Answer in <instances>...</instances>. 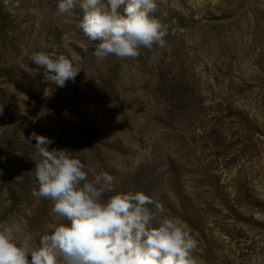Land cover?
<instances>
[{"label": "rangeland", "instance_id": "rangeland-1", "mask_svg": "<svg viewBox=\"0 0 264 264\" xmlns=\"http://www.w3.org/2000/svg\"><path fill=\"white\" fill-rule=\"evenodd\" d=\"M155 15L166 48L97 62L56 0H0V221L23 216L32 243L64 222L32 195L35 132L109 173L103 199L160 203L198 264H264V0H159ZM53 48L81 69L63 88L29 59Z\"/></svg>", "mask_w": 264, "mask_h": 264}, {"label": "clouds", "instance_id": "clouds-1", "mask_svg": "<svg viewBox=\"0 0 264 264\" xmlns=\"http://www.w3.org/2000/svg\"><path fill=\"white\" fill-rule=\"evenodd\" d=\"M158 2L56 0V14L76 19V29L95 44L91 54L97 62L122 60L137 57L141 48H166L168 25L155 15ZM29 59L57 88L81 71L56 48ZM27 141H35L38 157L32 195L50 201L64 222L32 243L23 216L0 221V264H198L196 240L178 218L163 215L160 203L139 191L103 199L113 182L109 173H94L67 149H49L53 141L35 132ZM157 215L161 219L154 224Z\"/></svg>", "mask_w": 264, "mask_h": 264}]
</instances>
